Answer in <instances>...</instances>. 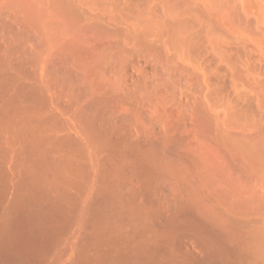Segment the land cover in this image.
<instances>
[{"label": "bare ground", "instance_id": "6f19581e", "mask_svg": "<svg viewBox=\"0 0 264 264\" xmlns=\"http://www.w3.org/2000/svg\"><path fill=\"white\" fill-rule=\"evenodd\" d=\"M31 12L0 0V264H264V136L206 112L181 42L122 17L55 48Z\"/></svg>", "mask_w": 264, "mask_h": 264}, {"label": "rangeland", "instance_id": "374dc122", "mask_svg": "<svg viewBox=\"0 0 264 264\" xmlns=\"http://www.w3.org/2000/svg\"><path fill=\"white\" fill-rule=\"evenodd\" d=\"M24 1L28 4V8L30 9V12L32 10L31 12L32 21L34 20L33 18L35 16L36 20L34 21H37V23L40 22L39 24H40L41 30H39L38 32L37 27L39 24L36 25V23L33 21L34 28L30 32L31 33L32 31L33 33L37 32V34L35 35L39 36V38L42 39L43 41L45 39H49L50 44H49V41L45 40L44 42H47L46 44L51 45L53 44V40H54V44L56 46L55 45H52V46H55V48H59V46H61L60 44L64 45V47L67 46V48H68V44L70 46H74L75 44L76 46L71 47L73 50H76L75 49L76 47L82 53V49L84 48L85 50L83 49V51H86L89 54L90 52L88 51H92V50L94 51V49L101 46L103 42L105 43L108 41V37H109L108 31L111 34L112 29L117 28V30H120L119 28H122V27H124L126 31L131 30V29H128L127 27L130 24H125L123 22L126 20V18H127L126 20L127 23H128V19H131L132 21L139 20V24L140 22H142V24H145L147 22L146 23L147 25L145 24V28H144L145 31L143 30V32L145 33L142 35L150 36L149 34L152 32L154 35H156L155 33H157V36L160 38L161 41H163L165 40V38L167 39L169 36L168 34H170V38L172 36V39L169 38L170 41L168 39L167 41L172 42L171 40H173L172 44H175V42H177L178 40L176 45L178 44V46L180 45L182 46V48L181 47L178 48L180 49L179 50L180 52L179 51L178 52L181 56H185V59L187 58L186 59L187 64H188L187 67H190L189 68L190 70L191 69L196 70L195 73L197 77L200 80H202L205 83L204 86L206 85L207 87L205 88V92L207 89L206 93L207 94L210 93L211 97L213 98L215 97L217 100V102H213V101H216L215 98L214 99L212 98V100H210L211 97L208 95L209 97L207 98L209 100H205L206 103L207 102L209 103L212 101V103L214 104L209 105L210 103L209 104L207 103L209 106L207 105L208 109H206L207 106H205V109L208 110L206 112H209V114L212 115L213 112H211L212 110L211 107L213 106L212 111H215L214 112L215 115L213 114L212 116H215L218 118L221 117L220 119L223 118L222 120L224 121L226 120L227 122H232L234 125L236 124L238 127H240V129L244 130V132L242 130L241 132H243V134L245 135H250L252 131L251 135L253 137L254 135L260 136V137L264 136V0H199V2L202 1L200 3L201 5L199 4V2L197 3L198 0H154V1L150 0V2L153 1L152 3L150 2L146 3L148 0L147 1L141 0L142 2L140 3L138 2L140 0H135V1L131 0V1H134L135 3L128 1L129 4L130 2L132 3V5H130L132 6V8L134 4L135 6L137 4V7L139 5V7H141L140 8L141 11L139 12L136 11L137 7L136 9L135 7L134 9L130 8L126 0H120L121 2L124 1L123 2L124 5L120 3L122 6L120 4L119 6L116 5L118 4L117 0H115L116 2L115 5L113 4L114 0H86V1L85 0H74V1L73 0H70V1H66V0H31V1L24 0ZM56 1L58 2V4H56L57 3ZM143 2L145 3L144 5H147V6H144ZM155 3H156V10H154L155 8L151 10L153 8V5L155 7ZM110 4H113L114 6H116V8L111 6L112 8L111 10L109 6ZM29 5L31 6V8L29 7ZM62 5L63 7L61 8ZM80 5L83 7H81ZM72 6L74 8H72ZM85 6L87 7L88 10L86 9ZM124 6L128 9L124 10L123 9ZM120 7L122 8V10ZM144 7L148 10H151L150 12L151 14H148V12L147 14L144 13V11H142L143 9H145ZM117 8L118 9L120 8L118 12L119 15H117L118 13L115 12L116 13L115 14L113 12V9L114 11H116L115 9ZM68 9L72 10L74 14H72L73 12L69 11ZM81 9L83 11H81ZM107 9H110L109 12L112 11L113 13L110 12L109 14L108 12L107 13L108 15H107L106 14ZM79 10L81 12H79ZM133 10L136 11L137 13L141 12V14L138 15L136 12H133ZM152 11H154L153 14L156 17L152 14ZM55 13L56 15H58V17L55 15ZM104 13L105 15H107V18L109 19H107L106 16L103 15ZM133 13L135 14L132 15ZM71 14L73 15V17L76 15L75 17L77 19H79L80 16L81 18H83L84 15H85L84 16L85 18L77 20L75 17L73 18ZM77 14L78 16L79 15L80 16L78 17ZM111 14L113 18L115 15H117L115 16V18L117 17L118 20L120 19V21L116 22L117 24H115L114 22V25H113V21H115L116 19H113L111 17ZM69 15H71V17H69ZM90 16H92V18ZM86 17L87 18L89 17L90 19L89 18L86 19ZM101 17L105 18L110 23L112 22L111 25L113 26V28L108 22H104L106 20H104L103 18L101 19ZM122 17H126V18L124 19ZM64 18H68L65 20L66 21L69 20V22L67 23L65 20H63ZM146 19L151 20L150 22L152 26L149 25L150 22L149 20L147 21ZM153 19H157V21ZM152 21L153 22L156 21L154 22L155 24L152 23ZM75 22H76V26H75ZM85 22L86 23L91 22V23L88 26V24H85ZM104 23H108V24H106L105 26ZM120 23L121 25L117 26ZM108 25H110L111 28ZM115 25H116V28H114ZM150 26H151V29L152 27H156L152 29L154 31L150 30ZM106 27L109 30L108 29L106 30L105 29ZM124 29L122 28V30ZM172 30H175V32L176 30H178L179 32L177 31L176 34H174V31L172 32ZM138 31L140 32L141 29H139ZM27 32L29 33V31ZM40 32H42L44 35L42 36L39 35ZM50 32L52 33L49 34ZM33 33L31 35H34ZM56 33H58L59 38L56 35ZM162 35L165 36V38L161 37ZM43 36L45 37L44 39H43ZM52 37L55 39H51ZM106 37H107V41H106ZM184 38L185 39L187 38L186 39L187 41H185ZM57 41L59 42V45ZM100 42L102 44H99ZM182 44H185V46ZM94 46L95 48H93ZM183 46H184V49H183ZM86 47H88L89 50L88 48L86 49ZM184 50H186L187 53L184 52ZM181 52H184L186 55H184V53H181ZM189 52L195 57H192L189 54ZM190 60L192 61V63L193 62L195 63L191 65ZM187 64L185 62V65ZM199 75H202V76H199ZM200 77L201 78L203 77V78L201 79ZM205 80L207 81L208 85ZM208 90H210V92ZM206 103L204 102V105H206ZM215 103H218L215 106L216 109L214 107ZM218 110L220 113L217 112ZM243 117H245L246 120H243ZM249 127L251 130L249 129ZM248 130H249V133H248ZM257 131L259 135H257L258 134ZM254 138H257V137H254ZM212 157L211 159H213ZM252 187L254 188V186Z\"/></svg>", "mask_w": 264, "mask_h": 264}]
</instances>
